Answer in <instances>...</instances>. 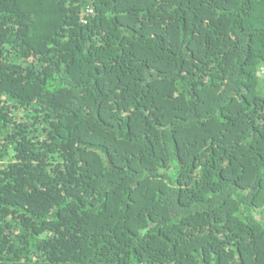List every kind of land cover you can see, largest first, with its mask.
I'll list each match as a JSON object with an SVG mask.
<instances>
[{
  "label": "trees",
  "instance_id": "1",
  "mask_svg": "<svg viewBox=\"0 0 264 264\" xmlns=\"http://www.w3.org/2000/svg\"><path fill=\"white\" fill-rule=\"evenodd\" d=\"M264 0H0V264H264Z\"/></svg>",
  "mask_w": 264,
  "mask_h": 264
},
{
  "label": "rangeland",
  "instance_id": "2",
  "mask_svg": "<svg viewBox=\"0 0 264 264\" xmlns=\"http://www.w3.org/2000/svg\"><path fill=\"white\" fill-rule=\"evenodd\" d=\"M261 75L264 77V67L261 68Z\"/></svg>",
  "mask_w": 264,
  "mask_h": 264
}]
</instances>
